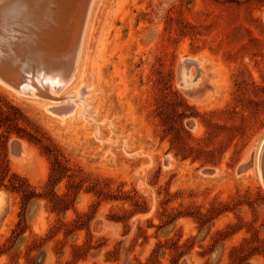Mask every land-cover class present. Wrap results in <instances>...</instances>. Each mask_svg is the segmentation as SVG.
<instances>
[{"label": "rangeland", "instance_id": "obj_1", "mask_svg": "<svg viewBox=\"0 0 264 264\" xmlns=\"http://www.w3.org/2000/svg\"><path fill=\"white\" fill-rule=\"evenodd\" d=\"M90 24L73 114L46 106L81 75L58 100L0 82V264H264V0H97Z\"/></svg>", "mask_w": 264, "mask_h": 264}, {"label": "bare ground", "instance_id": "obj_2", "mask_svg": "<svg viewBox=\"0 0 264 264\" xmlns=\"http://www.w3.org/2000/svg\"><path fill=\"white\" fill-rule=\"evenodd\" d=\"M96 1L0 0V82L22 95L58 100L60 91L81 75L77 94L65 95L63 105L46 106L62 119L73 114L77 100L84 103L90 93L83 57ZM193 62L200 67V61ZM181 75V86L189 85L183 87L186 93H197L199 79L195 82L191 68Z\"/></svg>", "mask_w": 264, "mask_h": 264}]
</instances>
